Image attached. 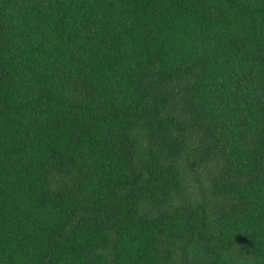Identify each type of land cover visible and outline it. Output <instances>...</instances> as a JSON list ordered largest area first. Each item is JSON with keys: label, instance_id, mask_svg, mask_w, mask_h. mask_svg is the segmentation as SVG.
<instances>
[{"label": "trees", "instance_id": "trees-1", "mask_svg": "<svg viewBox=\"0 0 264 264\" xmlns=\"http://www.w3.org/2000/svg\"><path fill=\"white\" fill-rule=\"evenodd\" d=\"M0 264H264V0H0Z\"/></svg>", "mask_w": 264, "mask_h": 264}]
</instances>
